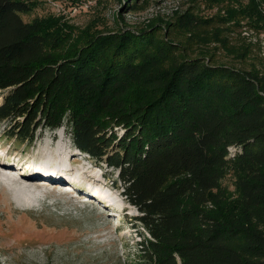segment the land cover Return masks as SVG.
<instances>
[{
  "label": "trees",
  "instance_id": "trees-1",
  "mask_svg": "<svg viewBox=\"0 0 264 264\" xmlns=\"http://www.w3.org/2000/svg\"><path fill=\"white\" fill-rule=\"evenodd\" d=\"M41 1L0 0L3 136L64 126L117 170L141 264H264V63L235 39L242 25L190 5L143 29L71 36L23 19Z\"/></svg>",
  "mask_w": 264,
  "mask_h": 264
},
{
  "label": "rangeland",
  "instance_id": "rangeland-1",
  "mask_svg": "<svg viewBox=\"0 0 264 264\" xmlns=\"http://www.w3.org/2000/svg\"><path fill=\"white\" fill-rule=\"evenodd\" d=\"M126 1L132 6L129 11L121 12ZM225 1L42 0L34 11L22 14V17L24 20L40 18L45 26L57 24L74 36L77 32L88 34L143 29L148 24L166 21L176 10L182 12L187 6L194 5L199 8L197 12L201 16L220 13L228 16L231 23L242 25L234 32L235 39L251 46L250 62L259 65L260 56L264 63V0ZM5 92L0 91V103ZM8 124L10 122L6 119L0 121V162L15 170L16 173L7 170L11 176H18V169L27 168V164L34 161L36 151L49 144L45 142L47 139L51 144L59 140L66 143L73 159L70 160L69 170H58L53 180L45 177L47 172L39 170L45 176L35 179L38 182L46 179L38 188L45 199L35 207L20 208L5 186L0 185V264H141L138 260L139 236L133 219L138 212L122 196L117 170L105 163H96L88 154L76 149L64 126L37 129L32 141L27 142L3 136ZM84 168L92 169L101 179L91 189L101 191L99 196H93L97 199L95 210L78 205L68 194H58L57 185L54 187L51 184L55 183L53 181L62 182L60 175L67 173L74 179L66 175L70 180L68 182L77 181L72 173H79ZM102 174L105 178L101 177ZM78 181L75 183L82 185L84 190L86 184ZM113 181L118 185L115 186ZM232 182L231 174L223 180V184L235 194Z\"/></svg>",
  "mask_w": 264,
  "mask_h": 264
},
{
  "label": "bare ground",
  "instance_id": "bare-ground-1",
  "mask_svg": "<svg viewBox=\"0 0 264 264\" xmlns=\"http://www.w3.org/2000/svg\"><path fill=\"white\" fill-rule=\"evenodd\" d=\"M52 139V136L50 137ZM47 142V146H44L42 148H39L36 152V158L34 161L31 160L29 164H27V168H20L18 169V176H11L10 172H7V170H10L4 162H0V185H4L5 189L8 190L10 196L12 197V200L19 206L20 208L23 207H33L34 205H38L44 202V199L42 196V191H39L38 188H40V184L44 182L46 179H41L40 182L36 180L35 178L38 176H42L44 173H41L42 171L47 172V175H43L48 179L53 180L54 175L59 173L58 170H64L67 171L69 170L68 166L70 163V160L73 159V156L69 155L68 149L70 148L66 143H64L62 140H59L56 144H51V142L48 141V139L45 141ZM30 161V160H28ZM31 165V166H29ZM32 168V170L30 169ZM30 169V170H28ZM13 173L15 170L11 169ZM41 172H40V171ZM62 172V171H61ZM60 172V173H61ZM92 172V173H91ZM75 179L82 181L84 184H86L84 190L82 189V185L78 186L74 182H69L70 180H67V177L72 179L70 175L64 174L60 175L63 184L65 185H70V189L75 190V185H76V190L78 193V196H83L88 199L83 200V204L90 207L92 204L95 203V199L93 196H99L101 191L97 190H91L93 189V185L96 184V182H100L101 179L97 177L96 174H94L93 170L90 168H84L82 169L81 172H73L72 173ZM66 175H68L66 177ZM73 177V178H74ZM101 177L105 178L104 174L101 175ZM74 180V179H72ZM38 182V183H37ZM55 183H51L54 187H61L62 182L58 181H53ZM79 182V181H78ZM45 184V183H44ZM42 187V186H41ZM57 192H60L59 190H56ZM67 194V193H64ZM90 194V195H87ZM112 195V194H111ZM110 195V196H111ZM92 196V197H91ZM104 197H108V195H104ZM112 197V196H111ZM94 198V199H93ZM97 198V197H96ZM100 198V197H98ZM100 199V202L103 203V200ZM90 203V204H88ZM109 204V203H108ZM97 206V205H96ZM109 206V205H108ZM35 207V206H34ZM94 209L93 207H91Z\"/></svg>",
  "mask_w": 264,
  "mask_h": 264
}]
</instances>
